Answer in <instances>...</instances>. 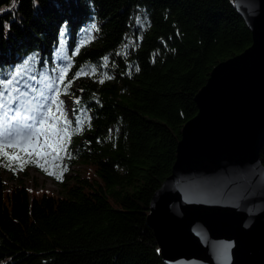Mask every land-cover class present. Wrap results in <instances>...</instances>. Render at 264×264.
Masks as SVG:
<instances>
[{
	"label": "trees",
	"instance_id": "1",
	"mask_svg": "<svg viewBox=\"0 0 264 264\" xmlns=\"http://www.w3.org/2000/svg\"><path fill=\"white\" fill-rule=\"evenodd\" d=\"M250 43L232 0H0V81H59L72 108L64 167L92 169L50 166L62 172L53 193L24 185L32 163L13 171L0 157V264H166L146 221L151 196L195 93Z\"/></svg>",
	"mask_w": 264,
	"mask_h": 264
},
{
	"label": "water",
	"instance_id": "2",
	"mask_svg": "<svg viewBox=\"0 0 264 264\" xmlns=\"http://www.w3.org/2000/svg\"><path fill=\"white\" fill-rule=\"evenodd\" d=\"M251 43L194 95L147 224L166 264H264V0H232Z\"/></svg>",
	"mask_w": 264,
	"mask_h": 264
},
{
	"label": "snow or ice",
	"instance_id": "3",
	"mask_svg": "<svg viewBox=\"0 0 264 264\" xmlns=\"http://www.w3.org/2000/svg\"><path fill=\"white\" fill-rule=\"evenodd\" d=\"M67 71V67L62 70L61 81ZM81 74H85L83 69L76 73L77 76ZM100 82L103 83V79ZM70 83L71 81L69 85ZM21 84H24V89ZM0 87L3 88L0 91V157L7 161L5 166L16 171L17 168L23 170L25 165L35 163L48 175L62 179V172L57 174L55 170H50V166L54 169L60 168L59 162L63 160L61 153L66 152V141L72 134L69 131L71 121L67 120L61 107L63 101L59 100V89H56V96L49 101L55 106L54 111L47 105L34 106L31 100L26 99L29 95L26 89L29 86L24 81L14 77L6 82L0 81ZM31 91L35 92L36 89L31 88ZM39 95L45 100L49 99L44 97L43 92ZM45 108L47 110L43 111ZM76 124L75 131L78 133L82 130L83 121L77 119ZM7 149L16 151L9 152ZM33 157L37 159L34 160ZM66 170V167L62 169Z\"/></svg>",
	"mask_w": 264,
	"mask_h": 264
},
{
	"label": "rangeland",
	"instance_id": "4",
	"mask_svg": "<svg viewBox=\"0 0 264 264\" xmlns=\"http://www.w3.org/2000/svg\"><path fill=\"white\" fill-rule=\"evenodd\" d=\"M16 79L18 80V76L16 77ZM58 84L59 81L48 78L46 75H42L41 78L38 80V83L33 87L36 89L35 92H32L31 88L27 89L29 95L26 99L31 100L34 106L47 105V107H52L55 111V106L51 105L49 101L51 98H54L56 96V89ZM49 85H51V87H49ZM21 88H24L23 84H21ZM41 92L44 93V97H47L49 99L45 100L44 98H42L39 95ZM59 100L63 101L61 107L63 109V112L66 114L67 120H69L72 115L71 101L65 93H61L59 95ZM46 110L47 108L43 109V111ZM57 115H59V113H57ZM42 139L43 138H41V141ZM61 155L63 156V160L59 163L60 167L63 169L64 160L68 158L67 150L66 152L61 153ZM35 159H37V157H34V160ZM66 167H68V162L66 164ZM24 170L26 173L19 172V175L22 177L23 183L28 189H35L39 191L43 189L53 193H62L61 186L57 182V180L52 177L53 175L50 176L48 174L43 173L41 171V167H38L35 163H32L31 165L29 164L28 167ZM88 171L90 172L92 171V169L87 167L81 161L76 160L70 163V166L66 171H63V176L70 177L74 175L75 172H82L83 174H86L88 173ZM2 174L9 184H14L17 181L15 177L11 176L12 174L9 171H3Z\"/></svg>",
	"mask_w": 264,
	"mask_h": 264
}]
</instances>
